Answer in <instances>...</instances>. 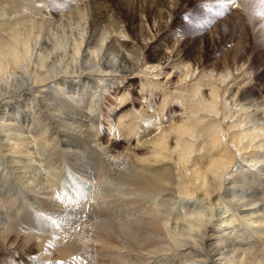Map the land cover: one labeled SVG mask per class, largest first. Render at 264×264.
Masks as SVG:
<instances>
[{"label": "bare ground", "instance_id": "obj_1", "mask_svg": "<svg viewBox=\"0 0 264 264\" xmlns=\"http://www.w3.org/2000/svg\"><path fill=\"white\" fill-rule=\"evenodd\" d=\"M74 1L63 10L61 0H0V137H7L5 143L0 138V148L35 163L0 170V257L32 264L30 255L38 259L42 247L57 243L59 255L84 264H264V241L252 233L264 229V96L257 102L247 94V111L253 113L233 121L229 129L235 136L224 132L217 110L219 99L225 104L220 90L230 76L225 68L208 102L199 100L197 110L215 124L203 145L196 147L203 141L195 132L198 113L185 109L141 149L114 154L107 150L109 139L100 140L102 95L116 85L109 93L119 104L127 101L128 91L117 81L136 74L142 53L126 42L113 0ZM52 12L59 18H51ZM163 61L158 56L149 68L158 70ZM167 99L152 118L160 119ZM126 119L119 117L107 134L114 137L119 126L132 122ZM44 169L56 189L51 193L32 191L15 179L14 173L43 176ZM64 170L69 183L62 181ZM105 176L120 185L117 194L83 203L79 178ZM193 197L217 199L228 219L212 226L205 220L197 232L184 235L153 202ZM144 201L153 205L139 212Z\"/></svg>", "mask_w": 264, "mask_h": 264}, {"label": "rangeland", "instance_id": "obj_2", "mask_svg": "<svg viewBox=\"0 0 264 264\" xmlns=\"http://www.w3.org/2000/svg\"><path fill=\"white\" fill-rule=\"evenodd\" d=\"M61 1H63L61 5L63 10L76 2ZM113 3V10L115 9L113 15L127 36L126 42L132 47L131 50L141 51L143 59L135 75L127 73L118 78L117 82L120 83L121 88L126 87L128 91L126 102L119 104V100L109 93L111 92L109 90L116 85L109 86L108 90L103 92V111L99 117L102 134L100 140L106 142L109 139L107 150L121 154L134 152L137 148L141 149L147 139L149 140L157 130L171 123L173 116L179 117V113L185 109L192 111L193 116L198 113L194 116L198 119L195 121L197 125L195 132L200 134L203 141H198L196 147L203 145L210 128L215 124H210L206 115L197 110L199 100L208 102L207 95L210 88L212 85L219 87L218 78L220 74H225V68H228L230 76L220 87L223 95L221 99L223 98L225 104L222 107L219 99L218 104L221 106L220 110H217V116L219 123H222L223 131L235 136V133H230L232 132L229 129L230 125L235 119L245 118V111L247 114L252 112L247 111L249 96L246 99V95L252 93V99H258L257 102H260L264 96V0H113ZM53 17L59 18L56 12H52L51 18ZM158 56L165 57L166 61H163L161 68L154 72L149 67L151 61L154 58L158 59ZM209 75L215 77L216 82L208 78ZM89 79L95 80L93 77ZM163 97L168 99L160 119L152 118L151 116L157 115ZM250 107L257 110L253 105ZM121 116L132 118V122L123 120L128 126L126 124L119 126L114 137L109 136L107 132L110 131V125L116 126ZM126 135L128 140L124 139ZM0 138L4 140L3 143L7 141V137ZM138 153L140 154L139 151ZM9 154L11 153L0 148V170L4 171L6 168L14 170L18 166L15 162H21V166L35 165L28 158L22 160ZM194 159L199 166L204 165V161L199 160L198 156ZM43 172V176L26 174L24 178H21L19 173L14 174L17 181L29 184L28 189L51 193L56 189L52 185L51 178L48 177L49 171L44 169ZM69 175L64 170L62 181L66 183L72 181ZM111 179L110 176H105L101 180L96 179L98 181L96 182L88 178H79L78 185L84 190L83 203H97L107 195L117 194L120 185ZM126 196L133 198V194ZM161 199L153 200L156 206L161 205L163 208L160 215H169L171 219L169 226L184 235L197 232L203 227L205 220L210 222L207 226H212L228 219L226 216L229 212L226 214V208L222 207L220 201L215 198L209 203L194 197L176 203L175 201L162 203L164 199ZM141 205L145 208L139 212L150 210L153 204L152 201L149 204L144 201ZM258 219L262 218L258 217ZM254 225L257 226V223L251 226ZM254 229L252 233L255 237L264 241V229L262 231L257 227ZM58 245L53 243L51 246L42 247L43 253L38 259L36 254L30 255L31 261L34 260L32 264H84L59 255L58 252L62 248ZM62 247L64 248L63 245ZM11 258L15 257H0V264H26L27 261L21 258H15L13 261Z\"/></svg>", "mask_w": 264, "mask_h": 264}, {"label": "snow or ice", "instance_id": "obj_3", "mask_svg": "<svg viewBox=\"0 0 264 264\" xmlns=\"http://www.w3.org/2000/svg\"><path fill=\"white\" fill-rule=\"evenodd\" d=\"M59 225H60V221L58 219H56V218H53L52 219V226L53 227H58Z\"/></svg>", "mask_w": 264, "mask_h": 264}]
</instances>
